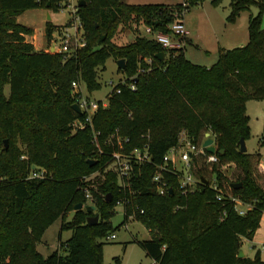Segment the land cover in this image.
<instances>
[{
	"label": "trees",
	"instance_id": "trees-1",
	"mask_svg": "<svg viewBox=\"0 0 264 264\" xmlns=\"http://www.w3.org/2000/svg\"><path fill=\"white\" fill-rule=\"evenodd\" d=\"M198 1L84 0L78 15L85 45L65 54L36 50L25 40L32 29L16 21L27 9L57 12L60 0H0V264H104L102 239L129 218L149 231V239L136 243L155 264H264L259 251L253 258L238 257L241 238L252 239L264 214V163L259 153L239 151V140L250 132L246 101L264 99V0H229L230 21L250 5L257 13L249 15L247 43L219 48L208 68L186 59L183 47L165 49L141 32L149 27L170 34V25ZM123 27L135 37L119 45L113 37ZM53 31L47 21V41ZM160 52L162 59L156 57ZM108 58L124 59L125 69L117 70L125 74V84L113 86L107 107L97 104L91 125L74 128L72 123L85 121L87 113L72 108L77 93L71 84L83 82L89 92L99 89L97 68ZM130 82L135 89L126 85ZM116 130L129 138L126 151L147 144L151 162L132 164L123 185L107 171L93 190L86 175L109 162L117 146L104 141ZM180 132L197 149L208 133L218 161L194 155L193 173L208 184L198 183L182 195L177 178L163 174L172 192L161 195L152 181L155 166L179 144ZM96 133L101 152L93 142ZM90 159L95 163L89 165ZM225 166L229 171L222 170ZM40 171L42 176L31 177ZM212 178L215 189L209 186ZM84 187L92 194L94 213L73 210L77 203L90 205ZM233 198L249 206L242 215ZM117 204L123 217L113 227ZM71 210L72 219L65 222ZM95 214L98 221L87 224ZM58 218L60 230L71 234L59 245L63 253L54 250L44 257L36 245ZM113 264H119L117 257Z\"/></svg>",
	"mask_w": 264,
	"mask_h": 264
},
{
	"label": "rangeland",
	"instance_id": "rangeland-1",
	"mask_svg": "<svg viewBox=\"0 0 264 264\" xmlns=\"http://www.w3.org/2000/svg\"><path fill=\"white\" fill-rule=\"evenodd\" d=\"M128 3H145V2H162L164 4H173L182 0H124ZM69 6L66 5L57 12L47 10L45 8L27 9L23 11L18 20L20 24L30 26L35 29V34H30L25 37V40L32 42V45L37 50H48L53 48L51 42L54 43V49L51 53H58L57 44L60 39L63 38L62 33L66 32L70 36L68 38V45L70 47L75 46V39L71 35L74 33V23L70 21ZM257 9L255 5H250L248 9L242 10L235 17L233 21L228 20L230 14L229 0H217V3H213L212 0H200L194 4L188 6V9L184 12L182 19L185 21L189 39L185 43L183 48V54L190 62L200 66H211L218 57L219 48L231 49L234 47L243 46L247 43V23L249 15H255ZM47 15L50 16V22L54 26L52 33V39L47 41L42 33L44 32L47 22ZM264 24V19H262ZM33 30V29H32ZM34 31V30H33ZM143 35H147L141 27ZM185 36V37H186ZM36 37V38H35ZM134 33L126 27L119 28L117 33L113 37V41L116 44H125L134 39ZM184 37V38H185ZM183 41L180 43L182 44ZM184 43V42H183ZM98 81L100 88L92 92L87 91L85 84L80 82L79 87L73 89L77 95L82 94L87 101H95L97 104L100 102L102 107L109 105L108 97L111 89L115 84L120 81H124L126 76L121 71L117 70L116 62L112 58H108L103 67L97 68ZM3 94L5 98L9 96V87L5 85L3 87ZM246 114L249 117V137L245 140L246 152L259 153L260 161L264 163V142L261 140L263 122H264V99H249L246 101ZM96 109V108H95ZM95 111L94 108L89 110V115ZM116 137L111 134L104 143L110 145L111 141L121 140L128 138L122 135L118 130ZM146 137H149L147 132ZM185 137L183 132L179 133V140ZM8 146L7 139H4V145ZM23 149V147H22ZM109 162L102 168V170H96L86 175L88 187L93 190L97 189V186L105 179V173L112 171ZM230 169V168H229ZM222 170L227 172V168L222 167ZM229 171V170H228ZM90 203V200H87ZM91 205V203H90ZM239 208L245 209L248 205H238ZM114 215L111 218L112 226H117L123 217V207L121 204H117L114 208ZM95 212V209L93 213ZM73 210L69 211L65 215V222H69L72 219ZM61 219H56L51 225H49L41 240L36 245V250L46 257L54 250H58L63 253V248L59 246L69 238L70 230H60ZM115 235L114 238L108 236L102 239V260L104 264H113V259L117 257L119 264H155L144 251L138 246L136 240H144L150 238L149 231L144 227L142 223L132 218L120 225L116 230L112 231ZM241 250H243L246 256H253V252L260 250L261 257L264 260V249L262 245L251 244L247 239L241 241Z\"/></svg>",
	"mask_w": 264,
	"mask_h": 264
},
{
	"label": "built area",
	"instance_id": "built-area-1",
	"mask_svg": "<svg viewBox=\"0 0 264 264\" xmlns=\"http://www.w3.org/2000/svg\"><path fill=\"white\" fill-rule=\"evenodd\" d=\"M59 9L61 10L64 6H69V15L70 21L74 23L73 30L74 33L71 35L75 39V46L72 48L68 45L69 34L63 32V38L57 44V52L68 54L73 49L82 47L85 45V41L82 36V28L80 23V18L78 15L79 2L78 0H60ZM170 34H165L161 32L152 31L149 27L144 28L145 33L156 42L160 43V45L165 48H174V44L171 41V37L184 38L188 34V30L186 26L183 24L182 20L173 22L170 25ZM180 44V43H179ZM122 84H125L124 81H120ZM72 88L75 89L79 87V83L76 81L72 82ZM131 90L135 89L133 82L126 84ZM119 92V90H116ZM81 111H85L87 116L85 121H74L72 123L74 128H83L86 124L91 125V115H89V110L91 108H97V103L95 101H87L82 94L76 96V102ZM93 112V111H92ZM94 113V112H93ZM97 134L93 135V142L98 152H101V148L97 141ZM113 137L117 136V133L112 134ZM129 141V138H124L121 140H116V150H113L110 154L109 165L113 168L112 171L117 174L119 179V184L123 185V181L127 179L131 173L132 164H142L145 162H151V157L148 152V146L145 144L142 148H132L128 151L125 150V144ZM196 154H203L206 156L207 162L216 163L218 161L215 153L210 154L206 152L205 148L201 147L197 149V147L191 143L186 137L179 141L177 146L170 147L166 153L163 155L162 161L155 166V172L152 176V181L157 185V192L161 195L169 192L170 187H168L167 181L164 179L163 174L173 175L177 178V191L185 195L187 193H191L195 191L198 183L201 181L194 175L193 173V156ZM42 176V171L40 172H32L31 177H40ZM214 178H212L209 182V186L213 189L216 188L214 183ZM208 184V182H207ZM85 198L87 200H92V194L87 187L83 188ZM217 200L220 199V195L216 196ZM236 203L237 212L242 215L245 212V209H241L238 207L240 202L238 199H232ZM108 237L114 238L115 235L112 233ZM264 249V246H262Z\"/></svg>",
	"mask_w": 264,
	"mask_h": 264
},
{
	"label": "water",
	"instance_id": "water-1",
	"mask_svg": "<svg viewBox=\"0 0 264 264\" xmlns=\"http://www.w3.org/2000/svg\"><path fill=\"white\" fill-rule=\"evenodd\" d=\"M78 2H79V4H82V3H84V0H78ZM47 18H49V15H47ZM51 46H53V48H50V51H52L54 49V43H52ZM156 57H158L159 59H162L164 57V53L160 52V53H158L156 55ZM116 67H117V69L124 70L125 69V61H124V59L116 60ZM72 108L78 113L81 111L80 107H79V105L77 103H73L72 104ZM205 137L206 138L202 142V147L205 148L206 152H208L210 154L215 153L216 149H215V147L213 145V140L209 137L208 133L205 134ZM5 147H6V144H5ZM239 151L240 152H246V145H245V141H244L243 138H241L239 140ZM88 163H89V165H92V164L95 163V160H91L90 159V160H88ZM200 181L203 184H207V180L206 179L202 178ZM233 187L234 188H239L240 184L239 183L238 184H233ZM171 192H172V190L169 189V193H171ZM106 200L109 201V199H106ZM78 209H86V211L88 213H92L94 211L95 207L93 205H83L82 203H77L76 205H74L73 210L75 211V210H78ZM98 218L99 217H98L97 214H95L94 216H88L87 220H86V223L87 224H94V223H96L98 221ZM243 256H244L243 255V251L241 249H239L238 257L241 258Z\"/></svg>",
	"mask_w": 264,
	"mask_h": 264
},
{
	"label": "crops",
	"instance_id": "crops-1",
	"mask_svg": "<svg viewBox=\"0 0 264 264\" xmlns=\"http://www.w3.org/2000/svg\"><path fill=\"white\" fill-rule=\"evenodd\" d=\"M35 9V8H34ZM19 16L20 15H18L17 17H16V21L19 23V20H18V18H19ZM47 21H50V16H49V18H47ZM182 22H183V24L186 26V24H185V21L182 19ZM20 24V23H19ZM23 25V24H22ZM24 26H26V25H24ZM26 27H30V26H26ZM31 29H33L32 30V33L31 34H33V35H36L35 33V29L34 28H32V27H30ZM42 33H43V35H44V32H43V30H42ZM26 36H28V35H26ZM36 38V37H35ZM186 38H188L187 36L185 37V39ZM171 41H172V43L174 44V48H184V45H185V43H183L182 42V44L180 43L181 41H180V38H177V37H171ZM32 43V42H31ZM180 43V44H179ZM225 49V48H224ZM37 50V49H36ZM115 61V60H114ZM116 62V61H115ZM207 68L209 67V66H206ZM242 240H245V238H241V241ZM250 242H251V244H253V246H255V245H259V244H261L262 246H264V214H262V216H261V219H260V224H259V227L256 229V231H255V233H254V235H253V237H252V239L251 240H249ZM241 249V248H240ZM243 251V250H242ZM257 251H259V255H260V258L263 260V258L261 257V254H260V250H257ZM256 252V251H255ZM255 252H253L254 254H255ZM254 254H252L253 256H254ZM243 255H244V257H248V256H246V254H245V252L243 251ZM253 256H250V257H248V258H253Z\"/></svg>",
	"mask_w": 264,
	"mask_h": 264
}]
</instances>
